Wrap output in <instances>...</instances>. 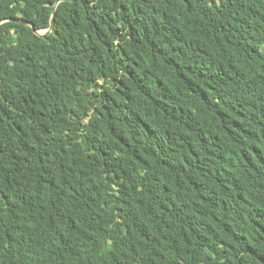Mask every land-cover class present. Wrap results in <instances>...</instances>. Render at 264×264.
<instances>
[{"label":"trees","instance_id":"1","mask_svg":"<svg viewBox=\"0 0 264 264\" xmlns=\"http://www.w3.org/2000/svg\"><path fill=\"white\" fill-rule=\"evenodd\" d=\"M57 1L0 0V264H264V0H65L43 36Z\"/></svg>","mask_w":264,"mask_h":264},{"label":"water","instance_id":"2","mask_svg":"<svg viewBox=\"0 0 264 264\" xmlns=\"http://www.w3.org/2000/svg\"><path fill=\"white\" fill-rule=\"evenodd\" d=\"M61 1H65V0H58L57 1V4L54 7L53 17H52V20H51V26H50V28L47 29V30H43L44 32L38 31L39 34H41L43 36H46L47 34H49V33H51L53 31V28H54V20H55L54 19V15L56 14V10H57L58 3H60ZM13 20L14 21H17V22H23V23H26V24H30L32 27H34V23L27 22V21H24V20H21V19H18V18H15Z\"/></svg>","mask_w":264,"mask_h":264},{"label":"rangeland","instance_id":"3","mask_svg":"<svg viewBox=\"0 0 264 264\" xmlns=\"http://www.w3.org/2000/svg\"><path fill=\"white\" fill-rule=\"evenodd\" d=\"M41 32H44L43 30Z\"/></svg>","mask_w":264,"mask_h":264}]
</instances>
